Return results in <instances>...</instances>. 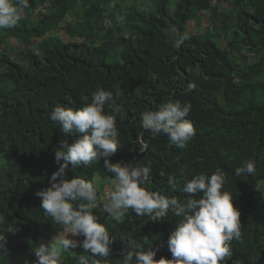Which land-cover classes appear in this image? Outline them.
<instances>
[{
  "label": "trees",
  "instance_id": "16d2710c",
  "mask_svg": "<svg viewBox=\"0 0 264 264\" xmlns=\"http://www.w3.org/2000/svg\"><path fill=\"white\" fill-rule=\"evenodd\" d=\"M126 1L29 0L21 22L0 29V156L18 158L0 166V233L7 240L0 264H35L33 249L63 232L36 195L50 186L59 167L55 149L65 139L50 113L58 104L79 109L98 88L111 90L127 112L117 117L120 144L111 161L150 164L149 190L183 202L189 195L173 192L169 177L183 184L223 171V190L233 193L242 230L226 264H264V0H177L172 8L169 0H150L151 9ZM201 12L211 16L204 31ZM190 21L197 33L188 31ZM170 27L190 37L179 49L166 35ZM169 100L192 106L186 119L196 134L184 148L140 126L143 112ZM138 137L147 151L139 150ZM245 160L255 161V175L235 176ZM96 175L112 178L103 160L69 168L64 178L95 183ZM94 212L113 241L108 264H121L129 245L156 249L157 260L172 258L167 240L179 218L171 213L152 221L131 209L120 220ZM80 254L91 255L77 247L64 253L63 264H77Z\"/></svg>",
  "mask_w": 264,
  "mask_h": 264
},
{
  "label": "clouds",
  "instance_id": "9594fccd",
  "mask_svg": "<svg viewBox=\"0 0 264 264\" xmlns=\"http://www.w3.org/2000/svg\"><path fill=\"white\" fill-rule=\"evenodd\" d=\"M28 7L29 0H0V29L17 26ZM166 35L177 49L190 38L188 33L173 27L166 29ZM193 87L189 85V90ZM115 95H119V90ZM106 105L112 107L111 112L105 111ZM191 107L187 102L169 100L157 110L143 112L140 126L152 138L165 135L170 144L184 148L196 134L193 122L186 119ZM126 115L123 105L115 103L114 93L104 88L94 91L90 102H84L79 109L58 104L51 111L50 119L65 139L55 149L59 167L52 173L50 186L37 191L36 195L41 198L45 215L55 225H62L63 232L33 249L38 257L35 264H63L64 253L77 247L91 254H80L77 264H108L113 241L108 227L94 212L100 208L95 183L79 176L64 178L69 168L88 167L100 160L112 174L100 208L109 217L120 220L131 209L137 216L152 221H164L170 213L179 218L167 240L171 259L157 260L156 249L145 251L129 245L122 249L121 264H226L232 256V241L242 238V230L241 212L234 204L233 193L223 190L225 173L220 169L211 175L200 173L183 184L169 177L168 185L173 192L179 190L189 195L186 202L177 196L149 190L150 164L111 161L120 144L117 117L122 120ZM69 135L75 137L71 143L67 139ZM137 143L141 152L148 150L149 144L142 137L137 138ZM255 173L254 160H245L235 169L237 177ZM73 201L80 203L74 206ZM6 246V236L0 233V251L6 252Z\"/></svg>",
  "mask_w": 264,
  "mask_h": 264
},
{
  "label": "rangeland",
  "instance_id": "374dc122",
  "mask_svg": "<svg viewBox=\"0 0 264 264\" xmlns=\"http://www.w3.org/2000/svg\"><path fill=\"white\" fill-rule=\"evenodd\" d=\"M176 1L177 0H169V7L170 8L174 7V5L176 4ZM80 2H81V0H80ZM123 3H125V1ZM126 3H128V5L136 4L140 8L151 9V1L150 0H128V2L126 1ZM79 8H82L81 3L79 5ZM201 15H202L201 30L203 29V31H204L205 28H207L210 24L209 20L211 19V16L209 13H206V12H201ZM71 16H72V18H71L72 21L77 20L74 13H72ZM188 31L190 33H197L199 31V28L196 27L194 21H190L188 23ZM56 33L58 34V32H56ZM59 34L62 35V37L69 39V36L67 34H65L64 31H60ZM222 42L224 44L223 40H222ZM13 43H15V42H13ZM225 44H226V42H225ZM17 159L18 158H16V157L5 158L3 156H0V166H10ZM94 181H95V183H97V186L100 189V196L98 197V204L100 205V208H102L104 197H105L106 191H107V186H105L104 180H102L98 175L94 176ZM106 182L110 183V181H106ZM100 208H97V209L102 211V209H100ZM104 214L106 216H108L106 213H104ZM76 238L81 240V237H76Z\"/></svg>",
  "mask_w": 264,
  "mask_h": 264
},
{
  "label": "crops",
  "instance_id": "0c3cea01",
  "mask_svg": "<svg viewBox=\"0 0 264 264\" xmlns=\"http://www.w3.org/2000/svg\"><path fill=\"white\" fill-rule=\"evenodd\" d=\"M110 179H111V178H105V179H103V180H104V183H105V186H107V184H109V183H107L106 181H110Z\"/></svg>",
  "mask_w": 264,
  "mask_h": 264
}]
</instances>
